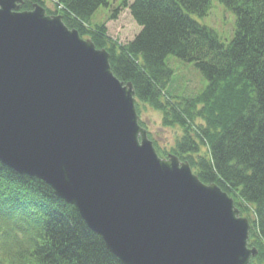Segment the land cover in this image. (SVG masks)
<instances>
[{
	"label": "water",
	"instance_id": "95a60500",
	"mask_svg": "<svg viewBox=\"0 0 264 264\" xmlns=\"http://www.w3.org/2000/svg\"><path fill=\"white\" fill-rule=\"evenodd\" d=\"M23 4L0 0V163L74 206L122 264H250L249 219L159 156L109 52Z\"/></svg>",
	"mask_w": 264,
	"mask_h": 264
},
{
	"label": "trees",
	"instance_id": "16d2710c",
	"mask_svg": "<svg viewBox=\"0 0 264 264\" xmlns=\"http://www.w3.org/2000/svg\"><path fill=\"white\" fill-rule=\"evenodd\" d=\"M215 1L125 0L141 28L127 45L112 39L106 25H91L108 0H24L22 10L41 5L109 52L115 76L135 88L138 114L149 107L162 113L163 127L180 128L172 154L203 183L228 193L249 219V247L258 249L250 264H264V0H219L236 15L229 43L194 18L207 16ZM170 56L207 78L202 94L172 96ZM0 264L122 263L45 182L0 163Z\"/></svg>",
	"mask_w": 264,
	"mask_h": 264
},
{
	"label": "rangeland",
	"instance_id": "374dc122",
	"mask_svg": "<svg viewBox=\"0 0 264 264\" xmlns=\"http://www.w3.org/2000/svg\"><path fill=\"white\" fill-rule=\"evenodd\" d=\"M124 1L108 0L109 5L101 6L91 20V25L93 26L106 25L108 35L118 41L120 45H127L141 31V28L132 18L129 9L124 7ZM133 1L129 0V4ZM48 7L53 9L51 4H48ZM116 11H118V14L116 19H114L113 15ZM194 18L201 24L216 31L223 42L229 43L233 39L236 30V15L226 9L219 0L213 2L207 16ZM167 64L175 74L170 85L173 97L195 98L204 92L208 85V80L193 63H187L170 56L167 59ZM140 120L148 130L150 139L154 142L159 156L167 158L172 154V149L178 140L183 137V131L178 127H163L162 113L149 107H142ZM19 238L22 240V235Z\"/></svg>",
	"mask_w": 264,
	"mask_h": 264
}]
</instances>
